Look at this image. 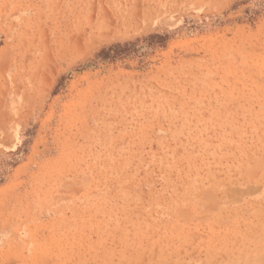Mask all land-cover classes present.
I'll return each instance as SVG.
<instances>
[{
    "label": "rangeland",
    "instance_id": "obj_1",
    "mask_svg": "<svg viewBox=\"0 0 264 264\" xmlns=\"http://www.w3.org/2000/svg\"><path fill=\"white\" fill-rule=\"evenodd\" d=\"M262 257L264 0H0V264Z\"/></svg>",
    "mask_w": 264,
    "mask_h": 264
},
{
    "label": "bare ground",
    "instance_id": "obj_2",
    "mask_svg": "<svg viewBox=\"0 0 264 264\" xmlns=\"http://www.w3.org/2000/svg\"><path fill=\"white\" fill-rule=\"evenodd\" d=\"M107 8V7H106ZM93 9V8H92ZM111 12V11H110ZM136 14V13H135ZM258 248V247H257ZM255 251V250H254ZM258 252H260V251H258ZM253 256V255H252ZM258 256V255H257ZM251 257V256H250ZM262 258H264V257H262ZM257 263V262H256ZM259 264V263H258ZM263 264V263H262Z\"/></svg>",
    "mask_w": 264,
    "mask_h": 264
}]
</instances>
